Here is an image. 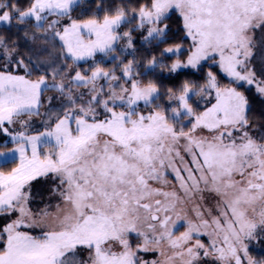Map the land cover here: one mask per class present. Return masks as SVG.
Here are the masks:
<instances>
[{"label":"snow or ice","instance_id":"obj_1","mask_svg":"<svg viewBox=\"0 0 264 264\" xmlns=\"http://www.w3.org/2000/svg\"><path fill=\"white\" fill-rule=\"evenodd\" d=\"M84 2L0 0V24L15 23L25 39L51 45L49 61L26 60L16 38L0 35V132L17 144L13 156L19 153V164L0 172V264H141L129 243L132 233L144 238L138 250L155 245L151 250L163 258L151 264H199L209 257L214 264H264L245 243L264 231V130L253 124L249 97L240 90L247 85L264 99V55L259 71L252 66L254 34L264 32V0H121L107 6L98 0L90 15ZM77 8L81 14L74 16ZM171 10L182 18L190 54L185 62L182 44L165 47L145 70L173 74L212 60L229 83L221 85L209 71L204 86L185 81L168 88V100L178 101L169 116L156 103L155 80L140 79L132 32L145 31L146 45L166 43L163 21ZM124 25L132 27L121 32ZM120 40L126 41L122 54L133 50L126 63L113 56ZM97 53L119 63L106 70ZM170 56L177 58L167 65ZM88 60L92 65L81 70L78 62ZM34 72L40 73L36 79ZM49 90L59 95L46 98L42 113ZM213 92L215 102L203 111L189 103L193 95ZM141 104L150 110L140 111ZM184 116L190 118L187 130L177 126ZM36 117L43 131L35 129ZM41 147L51 150L41 153ZM169 170L178 187L169 185ZM38 178L54 185V211L51 203L37 214L30 208ZM205 194L219 198L214 209L197 202ZM178 226L186 228L179 235ZM37 228L39 235L24 230ZM202 236L209 237L207 246Z\"/></svg>","mask_w":264,"mask_h":264},{"label":"trees","instance_id":"obj_2","mask_svg":"<svg viewBox=\"0 0 264 264\" xmlns=\"http://www.w3.org/2000/svg\"><path fill=\"white\" fill-rule=\"evenodd\" d=\"M11 2H15V0H11ZM98 0H86V2L82 3L81 8H83L87 14H91L93 11H95L96 8V3ZM121 0H106V6L108 4H119ZM127 2V0H126ZM131 2L134 4L137 2V0H131ZM143 2V0H141ZM81 8H77L75 12L73 13L74 16L80 15L81 14ZM103 13H101V18H102ZM164 24L168 25V33H167V42L159 44L158 47L155 46V42L152 44L146 45L142 40H135L134 41V57L135 61L138 66V71L141 73L140 79H142L144 82H147L148 80H155L157 83L159 89H160V98L156 101L157 104H159L163 109L164 107L168 106L171 107L172 104L176 103V100L169 101L167 98V89L168 88H173V89H178L181 84H183L185 81H189L192 84H206L207 82V73L209 71H212L213 74L217 76L218 81L221 83V85H226L229 83V78L224 76V73H222L218 66L212 61H202L200 65L197 68H182L177 70L176 73L173 74H168L167 69H149L145 70V65L147 64V61L151 59V56L153 54H158L159 51L165 47L175 45V44H182L183 49H182V55H180V59L182 61L186 62V57L190 54V44L191 40L190 38L185 37L184 35V30H183V21L182 18L176 10H171L168 14V18L163 21ZM130 25H124V28H128ZM14 31V32H12ZM0 32L4 34H8V36L5 35L6 38L12 39L16 38L19 43V49L18 51L20 52L21 55L24 56V53H28V56H31L32 54L37 55L36 50L31 47L30 44H28L27 40L24 38L23 33V28H19L15 26L14 24L11 27L8 26H0ZM2 33V34H3ZM136 33V32H134ZM4 36V35H3ZM256 41L260 43L261 46H258L256 49V53H254V59L252 61V66H254L257 71H259L260 66H261V57L264 55V40L263 43L261 41V35L259 32H257L256 35ZM120 59L123 60L125 63L128 61L129 58L133 59V50H131L127 54H119ZM34 55L31 57L33 58ZM177 57L176 56H170V57H165L164 58V63L167 65H171L175 61ZM27 60V59H26ZM102 60L101 58L97 59L96 61L101 63L102 66L105 68H113L115 63H119V61H113L111 58L108 59L107 61H100ZM71 62V61H69ZM93 62L90 60L88 61H83L80 62L81 69L83 68H89L90 65H92ZM0 64H2V61H0ZM20 74H23V69L20 70ZM40 73L39 72H34L32 75V79H36ZM119 71H117V75H119ZM103 84V83H102ZM241 91L245 92V95L249 97L250 104H251V115L253 117V124L261 126V130H264V99H262L254 90V88H249L247 85H245L243 88L240 89ZM199 96H195L194 99H197L196 101L193 102V106L195 110H198L203 106H206L209 101L212 99H201L199 100ZM45 108V103L43 104V107L40 108V111L43 113ZM120 110V109H118ZM139 110L142 111H147L149 108L143 107L141 104ZM40 117L33 118L39 119ZM18 128V126H16ZM255 134V133H254ZM16 145L12 140L6 141V142H0V150L5 148V147H10ZM15 163V161H11L8 163H1L0 164V170H9L10 167ZM52 186H50V189ZM49 187L46 189V194L45 197L47 198L49 195L50 191ZM133 235L131 234L129 236V239H132Z\"/></svg>","mask_w":264,"mask_h":264},{"label":"rangeland","instance_id":"obj_3","mask_svg":"<svg viewBox=\"0 0 264 264\" xmlns=\"http://www.w3.org/2000/svg\"><path fill=\"white\" fill-rule=\"evenodd\" d=\"M13 24L15 26H17L15 23H13ZM0 26H6V25L0 24ZM129 27H132V26L130 25ZM21 28H23V27H21ZM128 28H124L122 26L121 29H120V31L121 32L126 31V30H128ZM12 32H14V31H12ZM29 32L30 33L31 32H37V30L35 28L29 27ZM134 32H136V33H134ZM2 33L0 32V35H4V36L6 35V36H8L7 33L6 34H4V33L2 34ZM22 34L24 35V32ZM145 34H146L145 31H133L132 32L133 45H134V41L135 40H142V38H143V36ZM37 35L39 36L40 33L37 32ZM184 35H185V33H184ZM256 35H257V32L254 34L255 40H256ZM26 40H27L28 44H30L31 47L34 48V50H36L37 55L43 61H44V59H47V55H49V50L51 49V45L50 44H46L43 39H36L35 41H30L28 39H26ZM125 45H126V41L125 40H120L118 42V44L116 45L117 51H116V53H113V56L118 55L117 54L118 52L120 54L121 53V50L125 47ZM258 46H261V45H260V43L257 42V47ZM131 50L132 49H128L127 53H129ZM55 51H58V47H57V49ZM254 53H256V49H254ZM32 55H34V54H32ZM24 57H25V59H27L28 58V53H24ZM99 58L102 59V60H100L102 62L107 61L108 59H110V58H106L103 53H97L96 54V57H95V60H97ZM33 60L39 61V59L36 56L33 57ZM128 60H132V59L129 58ZM186 60H187V57H186ZM90 61L93 62L92 60H90ZM209 61H211V60H209ZM80 62H83V61H80ZM80 62H78V63H80ZM2 63H3V61H2ZM69 63H71V62H69ZM43 66H46V65H43L42 64V67ZM84 69H88V68L85 67V68H83L81 70H84ZM107 69H110V68H106V70ZM224 76H225V74H224ZM49 83H51V79L50 78H49ZM99 83L102 84V83H104V81L101 80ZM196 85L197 86H204L205 84H200V85L199 84H196ZM78 91L87 92V89L81 87V88L78 89ZM57 95H59L57 92L51 91V90L44 92V95L42 97V100L45 101L44 102L45 103V108H44L43 111H45L48 108V104H47L46 98L49 97V96L55 97ZM195 96H199V95H193L191 97L190 101H189V103L192 105L193 108H194L193 102L197 100V99H194ZM206 97H207V99H212L211 100L212 103L215 102L214 99H213L214 92L212 93V96L204 95L203 98L200 96L199 100L201 101V99H204ZM59 103L60 102L58 100H55V99L52 101V105L53 106H57ZM171 107H178V101L176 103L172 104ZM206 107H210V103H208L206 106H203L202 105V107L200 109L196 110V111L197 112L203 111ZM169 108L170 107H168V106L164 107V109L166 111ZM149 110H147V111H149ZM140 111H142V110H140ZM147 111H144V112H147ZM167 114L169 116H171V112L170 111H167ZM41 119L42 118L40 117L39 119L33 120L35 129L36 130H39V131H43L44 130V128L41 125ZM189 119L190 118L187 117V116L182 117L178 121L177 126H179V124H185V125H187V127H186L185 130H187V128H189L191 126L188 123ZM5 126L6 127H9L10 131L12 130V126H8V125H5ZM32 134H35V133L32 132ZM9 140H12L10 136L5 135L2 132H0V142L1 141L2 142H6V141H9ZM16 147H17V144L16 145L13 144V146H10L9 148L8 147H5V148H3V149L0 150V153H6V154H8L5 157H0V164L1 163L4 164V163L11 162V161H15V163L10 167L9 170H5L4 169L2 171L0 170V172H5V173L10 172L11 169L15 168L19 164V153H15L14 156L12 154V150L15 149ZM50 150L51 149L49 147H41V149H40L41 153H45V152H48ZM29 154H30V151H29ZM188 159H189L188 157H185V160H188ZM177 166L178 167H183V165H181L179 163V161H177ZM169 173L170 174L167 176V180H168L169 185H171L172 187H178V183L175 180L174 175L171 174V170H169ZM150 183L152 184L153 187L162 186V185L157 184L156 182H153V181H150ZM50 186H52V187L54 186L50 180H48L47 182L45 180H40L39 183L36 184V186L33 187V202L30 204V208L32 209V211H33L34 214L39 213V211L41 209H43L46 204H49V203H51L53 205L52 211L55 210L54 206L59 202L58 197L52 196V194H51L50 191H49V195L50 196H48L47 198L45 197L46 189L48 187L50 189ZM166 190H170V189L166 188ZM205 196H206V199L204 201H197V202L203 204L205 207H212L214 209V206L216 204V201L219 198L216 197L215 199H213V198L209 197L207 194H205ZM188 207H191V205H188ZM213 214H216L215 211H214ZM13 218H15V217H13ZM0 223H2V221H0ZM24 230L25 231H30V233L33 234V235H39L40 232H41V229H39V228L32 229V230H29V229H24ZM185 230H186V228L184 226H178V231L176 232V234L179 235L181 232H183ZM132 235H133V237H132V239H129V243L132 246V250L136 253V256L141 261V264H144V262H148V264H151L152 261L163 259L159 255V252L158 251L151 250V249L155 248V245H149V249H150L149 251L138 250V248H140V247L143 246L144 238L143 237H138L135 233H132ZM200 239H201V242L204 243L206 246L210 243V239L207 236H202V237H200ZM245 243L248 245L249 255L252 256L253 259H255V260H264V231H261L260 229H258L256 236L253 239H251V240L245 241ZM164 247L166 248L167 246L164 245ZM113 249L115 251H122L123 250L119 245H114L113 246ZM199 264H214V262H213L212 258L209 257V258H202L199 261Z\"/></svg>","mask_w":264,"mask_h":264},{"label":"crops","instance_id":"obj_4","mask_svg":"<svg viewBox=\"0 0 264 264\" xmlns=\"http://www.w3.org/2000/svg\"><path fill=\"white\" fill-rule=\"evenodd\" d=\"M257 32L260 33V35H261V41H262V43H263V40H264V39H262V38H264V32H261V31H257ZM34 56H36V57L39 59V61H42V62H43V60H42L38 55H34ZM45 56H46V55H45ZM49 60H50V56L47 55V59H44V61H49ZM40 180H45V179H44V178H43V179H42V178H38L36 181H33V182H32L33 187L36 186V184H38Z\"/></svg>","mask_w":264,"mask_h":264}]
</instances>
